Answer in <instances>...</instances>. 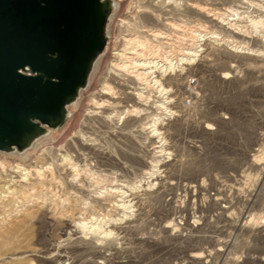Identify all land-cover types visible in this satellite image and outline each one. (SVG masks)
<instances>
[{
    "label": "bare ground",
    "instance_id": "1",
    "mask_svg": "<svg viewBox=\"0 0 264 264\" xmlns=\"http://www.w3.org/2000/svg\"><path fill=\"white\" fill-rule=\"evenodd\" d=\"M140 3L143 13L138 21L126 25V45L116 52L120 60L113 64L114 85L105 84L83 134L61 152L32 165L0 161L6 172L0 186V238L18 236L36 219L62 225L64 236L55 245L54 255L40 253V262L124 264L118 255L128 251L134 240L171 252L179 245L173 255L179 258L167 264H209L214 255L202 247L211 243L204 236L208 218L218 210L230 217L222 198H211L210 208L197 203L205 199V185L167 140L173 124L183 120L180 90L192 76L208 75L237 88L264 84V48L249 45L257 24L264 22V0H183L181 6L177 0ZM105 8L109 14L113 5L107 1ZM80 89L68 99L53 126L67 120L69 105ZM205 91L197 85L192 91L194 100H203ZM44 129L39 126L18 148L32 145ZM204 129L213 128L206 123ZM191 142L188 146L193 148ZM262 164L264 144L250 159L252 169ZM92 170L105 171V177L114 181L106 195L91 189L88 174ZM242 177L249 180L250 174ZM220 183L226 186L223 180ZM240 190L233 192L238 201ZM64 196L68 203L64 204ZM154 202H160L158 207ZM66 204L71 207L64 208ZM196 210L207 214L198 219ZM153 215L163 218L158 230L148 232ZM182 215L187 217L185 224Z\"/></svg>",
    "mask_w": 264,
    "mask_h": 264
},
{
    "label": "rangeland",
    "instance_id": "2",
    "mask_svg": "<svg viewBox=\"0 0 264 264\" xmlns=\"http://www.w3.org/2000/svg\"><path fill=\"white\" fill-rule=\"evenodd\" d=\"M104 1L113 5L104 28L106 43L92 64L86 84L81 87L80 94L69 105L67 120L56 126L45 125L42 133L35 136L34 146L32 144L22 149L14 146V150L0 149V161L8 165H32L43 161L54 152H61L60 150L75 136L83 134L86 120L95 101L100 98L105 84L114 85L111 82L113 64L120 60L116 52L126 45L124 37L127 26L129 23L138 21L143 13L140 0ZM177 2L181 6L183 0H177ZM249 45L256 49L264 48V22L257 24L255 36ZM192 78L180 90V97L184 100V104L181 105V110L184 112L183 120L173 124L171 136L167 142L170 146H174L173 149L177 150L178 157L184 164L192 169L195 175H200L199 183L205 185V190L202 191L205 199L197 203L202 204L204 208H210L209 200L217 196L223 199V205L229 206L230 215L227 219L218 214L220 210L218 213L214 212V215L208 218L209 225L204 230L206 240L211 243L207 245L200 243L199 246H207L212 251V256L214 255L213 262L210 260L212 264H234V262L235 264H264V232H262L264 174L261 172L264 164L259 165L258 169L250 167L251 154L257 152L264 144V84L249 88L245 82L243 86L246 88H237L221 84L208 75L206 77L192 76ZM197 85L198 88L204 86L205 100H194L192 91L197 88ZM164 114L162 113L161 116H165ZM206 123L213 129L203 132ZM188 141L195 143L193 148L188 146ZM90 172L88 178H90L89 182L91 181V189L100 196L106 195L113 180L105 177V171ZM5 173L0 166V186ZM242 174H250V179L242 177ZM222 180L223 184H226L225 187L221 186ZM236 188L241 189L239 201L233 197ZM64 199V204L68 203L65 196ZM211 203L215 202L211 201ZM71 204L73 205L74 202L72 201ZM71 204L69 206L66 204L64 208L71 207ZM159 204L160 202H154L155 207ZM79 205L81 202L75 207ZM206 214L205 211L196 210L194 215L200 219ZM162 218V216L153 215L151 224L146 227L147 231L158 230ZM185 218L187 219L185 215L181 216L182 224H185ZM250 223L254 224V229L248 225ZM63 236L62 225L59 222H41L36 219L18 236L0 238V264H50V261L40 262L37 256L40 253L54 255V247ZM214 241L218 242L215 244ZM129 246L128 251L118 255L124 264H138L141 261L145 264H167L171 259L179 258V256H173L179 245H176L172 252L149 248L143 241L134 243V240H131ZM25 250H32L33 254H23ZM69 263L65 260L59 264Z\"/></svg>",
    "mask_w": 264,
    "mask_h": 264
},
{
    "label": "water",
    "instance_id": "3",
    "mask_svg": "<svg viewBox=\"0 0 264 264\" xmlns=\"http://www.w3.org/2000/svg\"><path fill=\"white\" fill-rule=\"evenodd\" d=\"M107 17L103 0H0L1 150L61 116L105 46Z\"/></svg>",
    "mask_w": 264,
    "mask_h": 264
},
{
    "label": "built area",
    "instance_id": "4",
    "mask_svg": "<svg viewBox=\"0 0 264 264\" xmlns=\"http://www.w3.org/2000/svg\"><path fill=\"white\" fill-rule=\"evenodd\" d=\"M23 73L27 74V75H32L33 74L29 68H26V70L23 71Z\"/></svg>",
    "mask_w": 264,
    "mask_h": 264
}]
</instances>
